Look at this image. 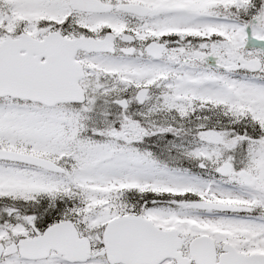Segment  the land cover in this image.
Returning a JSON list of instances; mask_svg holds the SVG:
<instances>
[{"label": "snow or ice", "instance_id": "6c2138e0", "mask_svg": "<svg viewBox=\"0 0 264 264\" xmlns=\"http://www.w3.org/2000/svg\"><path fill=\"white\" fill-rule=\"evenodd\" d=\"M0 264H264V0H0Z\"/></svg>", "mask_w": 264, "mask_h": 264}]
</instances>
